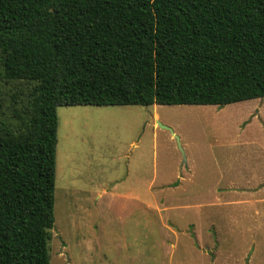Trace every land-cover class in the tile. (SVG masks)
<instances>
[{
  "label": "trees",
  "instance_id": "16d2710c",
  "mask_svg": "<svg viewBox=\"0 0 264 264\" xmlns=\"http://www.w3.org/2000/svg\"><path fill=\"white\" fill-rule=\"evenodd\" d=\"M3 78L0 264H51L58 106L264 97V0H0Z\"/></svg>",
  "mask_w": 264,
  "mask_h": 264
},
{
  "label": "rangeland",
  "instance_id": "374dc122",
  "mask_svg": "<svg viewBox=\"0 0 264 264\" xmlns=\"http://www.w3.org/2000/svg\"><path fill=\"white\" fill-rule=\"evenodd\" d=\"M57 114L51 264H264V97Z\"/></svg>",
  "mask_w": 264,
  "mask_h": 264
},
{
  "label": "water",
  "instance_id": "95a60500",
  "mask_svg": "<svg viewBox=\"0 0 264 264\" xmlns=\"http://www.w3.org/2000/svg\"><path fill=\"white\" fill-rule=\"evenodd\" d=\"M157 123H158L159 125H161L162 127H166L165 125L161 124L160 121H158V120H157ZM174 136L177 137V138L179 139V137H178L176 134H174Z\"/></svg>",
  "mask_w": 264,
  "mask_h": 264
},
{
  "label": "crops",
  "instance_id": "0c3cea01",
  "mask_svg": "<svg viewBox=\"0 0 264 264\" xmlns=\"http://www.w3.org/2000/svg\"><path fill=\"white\" fill-rule=\"evenodd\" d=\"M106 192H108V191L105 189V190H103L102 194H105ZM112 194H113V193H112Z\"/></svg>",
  "mask_w": 264,
  "mask_h": 264
}]
</instances>
